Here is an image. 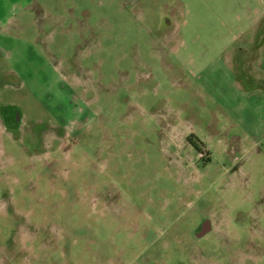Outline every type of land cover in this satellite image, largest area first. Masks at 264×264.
<instances>
[{
  "label": "rangeland",
  "instance_id": "374dc122",
  "mask_svg": "<svg viewBox=\"0 0 264 264\" xmlns=\"http://www.w3.org/2000/svg\"><path fill=\"white\" fill-rule=\"evenodd\" d=\"M23 4L0 0V264H264V0Z\"/></svg>",
  "mask_w": 264,
  "mask_h": 264
},
{
  "label": "crops",
  "instance_id": "0c3cea01",
  "mask_svg": "<svg viewBox=\"0 0 264 264\" xmlns=\"http://www.w3.org/2000/svg\"><path fill=\"white\" fill-rule=\"evenodd\" d=\"M20 1H22V2H24V4L21 6V8H23V9H25V8H27L28 6H29V1H31V0H20ZM257 28H254L253 27V30H252V36H251V40H250V42L248 43V44H250L251 42H253V40H254V38H256L257 36H254L255 35V32H257V35H258V29L256 30ZM263 31V30H262ZM251 45V44H250ZM241 50H245L244 48H242Z\"/></svg>",
  "mask_w": 264,
  "mask_h": 264
},
{
  "label": "water",
  "instance_id": "95a60500",
  "mask_svg": "<svg viewBox=\"0 0 264 264\" xmlns=\"http://www.w3.org/2000/svg\"><path fill=\"white\" fill-rule=\"evenodd\" d=\"M21 116V114H20V112L18 111L17 112V117H20ZM20 119V118H19ZM210 222L209 221H205L204 223H203V228H202V234H207L209 231H210Z\"/></svg>",
  "mask_w": 264,
  "mask_h": 264
},
{
  "label": "flooded vegetation",
  "instance_id": "af4514ba",
  "mask_svg": "<svg viewBox=\"0 0 264 264\" xmlns=\"http://www.w3.org/2000/svg\"><path fill=\"white\" fill-rule=\"evenodd\" d=\"M8 110H11L10 113H13V112L15 113V120L18 121L17 112H18L19 110H18L17 108H13V107H11V106H10V107L8 106V107L2 109V113H3V114H6V111H8ZM19 112H20V111H19Z\"/></svg>",
  "mask_w": 264,
  "mask_h": 264
}]
</instances>
